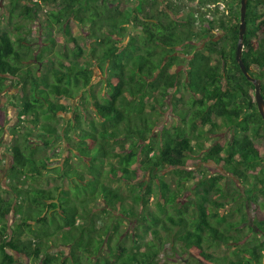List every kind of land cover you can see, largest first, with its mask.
<instances>
[{"label":"trees","instance_id":"obj_1","mask_svg":"<svg viewBox=\"0 0 264 264\" xmlns=\"http://www.w3.org/2000/svg\"><path fill=\"white\" fill-rule=\"evenodd\" d=\"M30 1L22 5L11 0L6 21L17 20L15 32L0 29V94L13 82L19 88L18 119H28L25 132L12 134L7 179L14 185L5 189L0 182V264H161L158 257L167 239H161L158 229L166 223L176 228L175 238L183 254L193 253V249L199 264H261L264 217L244 228L242 221L227 220L235 212H242L243 219L249 210L264 213V150L255 142L264 140V123L254 93L249 94L253 86L234 58L239 0H229L226 16H218L216 6V17L203 16L200 30L206 42L200 49L193 47L189 31L195 11L184 12L186 7L171 0H160L163 7L157 10L151 5L158 0H141L135 7L124 4L127 0H40L54 3L45 14V29L58 26L69 44L55 50L44 45L38 54L30 40L20 35L23 25L17 23L38 19L36 9L27 5ZM220 2L224 0H198L202 7ZM233 8L237 15L225 24L224 18ZM181 12L184 15L178 18ZM70 22L89 24L95 31L86 62L81 61L82 48L76 38L65 32ZM130 24L140 31L126 41L122 32ZM246 24L242 61L249 74L260 80L264 99V0L247 1ZM216 29L229 37L228 44L208 38ZM180 47H189L185 56L178 52ZM51 51L52 59L39 60L35 69L28 66ZM94 62L107 76L106 96L90 103L99 126L91 122L88 131L83 128L87 122L84 105H72L71 100L90 87ZM178 63L186 68L177 72ZM179 88L188 92L186 99L176 95ZM167 95L172 97L170 110L179 125L159 128L157 117ZM61 99L68 102L60 103ZM69 113L65 121L62 115ZM255 116L257 123L252 124ZM221 128L224 141L212 139L206 147L203 139ZM29 136L37 141L33 143ZM49 138L71 143L86 171H63V183L47 189L34 183L46 170ZM192 144L202 155L201 161L219 171L202 176L203 195L187 217L189 206L177 199L181 183L194 179V170L187 168ZM60 171V167L52 170L55 175ZM162 171L176 178L174 190L168 189L165 175H156ZM113 183L124 185L126 194L111 186ZM213 196L216 198L211 199ZM153 198L158 212L144 213ZM203 203L225 209V214ZM93 214L144 225V233H150L159 244L142 250L134 240L119 251L109 244L118 235V224L108 222L98 229ZM245 229H255L257 238L236 245L234 260L214 255L212 249L217 246L237 244V236Z\"/></svg>","mask_w":264,"mask_h":264},{"label":"rangeland","instance_id":"obj_2","mask_svg":"<svg viewBox=\"0 0 264 264\" xmlns=\"http://www.w3.org/2000/svg\"><path fill=\"white\" fill-rule=\"evenodd\" d=\"M17 1L22 5L26 3L25 0L24 1L17 0ZM140 1L141 0H127L124 4L129 5L131 7H135L136 5L139 4L138 2ZM171 1L177 2L178 6H183L184 8L186 7L184 12H186L189 9H191L193 12L195 11L194 16H193L194 22L189 31L191 33L190 35L193 37L194 42H195L193 43V47H195L196 49L202 48L204 46V43L206 42V38L204 39L201 38L203 31L200 30L201 29L200 24L204 25V21L202 19H204L203 16L205 14H208L209 18H211L212 16H215L214 11L216 8L213 9V7H207V6L202 7L198 4L197 2L198 0H194V1L171 0ZM10 3H11V0H0V29L7 30L8 32L11 33V32H15L14 24L17 20H12L11 23H8L6 21L7 20L6 13L8 11V8L10 7ZM223 3L228 9L229 7L227 6V3H229V0H224ZM27 5L30 7H34L36 9L37 14H38V19L32 22L18 21L17 23H21L23 25L22 30L20 31V35L29 39L34 49L36 48L38 49L36 54L42 51L44 45H49V47L52 48V50H55L57 49L59 45L69 44L68 40L64 39L58 26H54L52 31H48L44 27L45 26L44 20L46 17L45 14L47 11L52 10L54 8V3L43 2L40 0H31L30 3L29 2L27 3ZM151 8L153 10L155 9L157 10L160 7L157 3L152 2ZM236 11L237 9H234V8L231 9L230 15L224 18L225 24H229L233 16L237 15ZM184 12L178 13V17L179 18L180 16L183 17ZM218 12L219 14L217 15L221 16V11L218 10ZM139 28L140 27L138 26L136 27V25H133V24L126 26V28L122 32L123 36H126L125 37L126 41L128 40L130 36H135V34L140 31ZM65 32L70 33L73 37L76 38L78 45L82 48V57H81L82 60L81 61L82 63L86 62V60H88V54H89L88 45L93 43L95 40L94 38L95 31L92 28V26L89 24L88 25H78L77 23L70 22L67 25ZM208 38H213L214 40L223 39V42H221V44L229 43V37H227V35L222 30H218V29L213 31L210 37ZM244 45L245 44L243 43V46ZM246 46H247V43H246ZM177 50L178 52H181L182 56H185L183 52L189 50V47L188 48L180 47ZM244 50H245L244 52H246L247 47H245ZM53 55L54 54L52 51L49 53H45L42 58L33 60V62L29 63L28 66H30V68L35 69L36 66L39 65L38 64L39 60L43 61L45 60V58L52 59ZM107 63L108 62H105L103 68L107 66ZM99 64L103 65V62H100ZM92 68H93L92 70L93 73L91 76L90 87L85 89V91H83L84 93L83 95H81V97L79 95L73 100H71L72 105H77L79 103H82L84 105L82 111L85 113L87 122L83 125V128L87 129L88 131H90V129L88 128L87 125L90 124L91 122L99 126L98 119L96 118L95 114L92 112L90 108V105H91L90 103L94 101V98L99 101L101 96H106L107 76L104 73V69L100 70L98 66L96 65V62H94ZM185 68H186V65L183 63L182 64L178 63L175 66V70H177V72ZM46 70L47 69L45 67L43 72L46 73ZM18 90L19 88H17L13 82H8L7 88L4 90V92L0 94V104H1L0 105L1 106V109H0V182L2 184V187L5 189L8 188L7 185L9 186L14 185V183L9 182V180L7 179L8 169L12 163V159L10 155V147H11V142L13 139L12 134L17 133L19 131L25 132V128H27L26 125H28V119L22 118V117L18 119V107H19L18 96H17ZM179 90H180L179 93H176V95L182 96L184 99H186L188 97V92L186 90H181L180 88ZM169 92L170 93L174 92V89L170 90ZM249 94L253 96V91H250ZM166 97H167L166 105L163 106V109L160 111V115L157 117L159 128L162 126H165V128H171L172 124L179 125L178 119L177 121L175 120L176 119L175 114H173L170 110V105L172 104V97L171 95H167ZM82 99H84V101H82ZM85 100H86V103H85ZM59 102L66 104L68 100L61 99L59 100ZM70 116H71L70 113L62 115L65 121L69 120ZM250 122H252V124H256L257 116L252 117ZM61 126H62V121H60L59 128ZM158 130L159 129L155 130V134L157 133ZM223 130L224 129L222 128L219 130H216L217 132L216 135L208 134L209 136L208 140L203 139V142L206 145V147H208L212 143V139H217L220 142H223L224 139L222 138V136L223 137L225 136L223 135V132H225ZM260 131H263V130L260 128ZM29 139L33 143L37 141V139L32 136H29ZM255 142H257L256 144H257L258 149L264 150V140L263 139H258ZM192 146H193L192 148L194 151L192 154L188 156L189 158L187 159V168L189 170H194V179L181 183L183 184V187L182 188L180 187L182 191H181L179 198L177 199L178 203L189 206L187 210V215H188L187 217H189L190 214L193 213L192 211H194L193 204L195 203V200L197 202H200L201 196L203 195L201 187L197 183L198 180L203 174L207 175L208 173L211 172V167L198 162V159L200 158L199 155L201 154H199V150L195 146V144H192ZM73 149H74L73 145L71 143H68L65 139H60L58 141L52 142V139L49 138L47 141V147H46V155L49 158L48 164L46 165V170L45 171L42 170V177L39 178L37 181H35L34 184L36 185L40 184L41 186L47 189H50L56 185L58 186L63 183V181L65 180V178H63L62 176L63 171L71 172L72 170H75L78 173L85 172L86 170L83 167V165L80 163L78 153ZM84 160L89 161L90 159L85 158ZM99 166L101 167V165ZM59 167L61 169L60 175H55L52 172V170L57 169ZM166 173L167 171H162L160 173H156V175L158 177L160 176L162 177L163 175H165L163 180L169 186L168 189L174 190L176 188L177 180L171 174L166 175ZM147 179L148 177L145 178V180ZM156 183L160 185L159 181H156ZM111 186L113 187L116 186L117 190L120 191L121 194H126L127 189L124 185L113 183L111 184ZM212 198L215 199L216 197L213 196L211 197V199ZM126 201L128 202V198H126ZM157 204L158 202L157 200H155V198L150 199L148 206L145 207L144 213L158 212L157 207H156ZM203 205H205L206 207L207 204L203 203ZM93 208L91 209V212H96L94 210L95 208L94 209ZM207 208L213 211L217 210L220 212V214H225V211H224L225 209L220 210L219 208L215 206L209 207L208 205H207ZM230 208H231V205H230ZM243 210H245V208H243L242 211ZM241 213L242 212L232 213L229 217H227V220L230 222L242 221L243 223L241 225V228H244L246 227L247 224H249V222L264 217V213L261 211H257V210H251V211L249 210L248 215H246V218L244 219L242 218ZM91 218L96 222V227L98 229L103 227L108 222H112L113 224L114 223L118 224V235L114 234L112 236V240L109 241V244L117 247L119 251H121L122 248L127 249L128 247H130V245H132V242L134 240L137 241V243L139 244L142 250L150 249L152 246L159 244L158 240L153 238V236H151L150 233H144L143 231L144 225L141 227H137L136 225H132V224L129 225L127 224V222L117 221V219L115 218L110 220L111 218H109L107 215L105 216L102 214H97V215L93 214ZM129 221L131 222V219ZM8 222L9 223L12 222V215L8 217ZM166 228H169V230H167ZM175 229L176 228L172 227L171 225L167 223L166 225L162 224L160 228L158 229L161 239H165V238L167 239V242H164L165 245H164L163 251L159 253L160 255L158 257L161 264H199L197 260L193 257V254H195V251L193 249H192L193 253H190L188 255L183 254L181 250L182 247L181 245L178 244L175 238L176 236ZM255 233H256L255 229L252 231H248L247 229L243 230L237 236V239H238L237 244L232 243L227 246H217L214 249H212L214 252V255L216 257L226 256L229 258V260H234L233 252H235L236 245H242L243 243H247L250 239L257 238V235ZM231 234L234 235L235 232H232ZM103 245H104L103 246L104 250H106V246L108 245V243L105 241ZM60 249L61 247L57 248L56 250L59 251ZM63 249L66 253L67 251L66 248H63ZM9 253L12 254L14 258H17L16 254H13L12 252H9ZM261 264H264V258L261 259Z\"/></svg>","mask_w":264,"mask_h":264},{"label":"water","instance_id":"obj_3","mask_svg":"<svg viewBox=\"0 0 264 264\" xmlns=\"http://www.w3.org/2000/svg\"><path fill=\"white\" fill-rule=\"evenodd\" d=\"M248 0H239V22H238V37L235 48V62L239 66V69L243 76L249 81L253 86L254 100L256 108L261 120L264 123V99L260 93V80L252 77L246 70L242 61V51H243V38L247 30L246 24V9Z\"/></svg>","mask_w":264,"mask_h":264},{"label":"flooded vegetation","instance_id":"obj_4","mask_svg":"<svg viewBox=\"0 0 264 264\" xmlns=\"http://www.w3.org/2000/svg\"><path fill=\"white\" fill-rule=\"evenodd\" d=\"M197 2H198V1H197ZM157 4L159 5L160 8L163 7V5H162V3H161L160 0H158V3H157ZM161 5H162V6H161ZM207 7H214V6H212V5L210 6V5H209V6H207ZM160 8H159V9H160ZM178 18H179V17H178ZM180 18H182V16H180ZM194 43H195V42H194ZM192 45H193V43H192ZM199 154H200V153H199ZM199 157H200V158L198 159V162H199V163H202V164H204V165H207L206 163H203V162L201 161L202 155H199ZM207 166L211 167V172H210V173H208L207 175H206V174H203V175H206L207 177H211V176L215 175V174L219 171V170L217 171V168H216L215 166H213V165H207ZM213 168H214V169H213ZM212 170H213V171H212ZM203 175H202V176H203ZM202 176L200 177V179H199L198 182H197L198 185H199V182H201V180L203 179ZM228 176H229V175H228ZM199 186H200V185H199ZM201 190H202V189H201Z\"/></svg>","mask_w":264,"mask_h":264},{"label":"built area","instance_id":"obj_5","mask_svg":"<svg viewBox=\"0 0 264 264\" xmlns=\"http://www.w3.org/2000/svg\"><path fill=\"white\" fill-rule=\"evenodd\" d=\"M212 6H214V7L216 6L218 8V10L221 11V16L228 15V11L222 2L215 4V5H212Z\"/></svg>","mask_w":264,"mask_h":264}]
</instances>
